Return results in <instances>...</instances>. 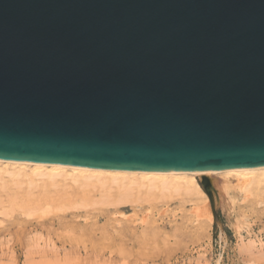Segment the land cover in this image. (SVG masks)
<instances>
[{
	"label": "water",
	"instance_id": "1",
	"mask_svg": "<svg viewBox=\"0 0 264 264\" xmlns=\"http://www.w3.org/2000/svg\"><path fill=\"white\" fill-rule=\"evenodd\" d=\"M0 158L264 165V0H0Z\"/></svg>",
	"mask_w": 264,
	"mask_h": 264
},
{
	"label": "rangeland",
	"instance_id": "2",
	"mask_svg": "<svg viewBox=\"0 0 264 264\" xmlns=\"http://www.w3.org/2000/svg\"><path fill=\"white\" fill-rule=\"evenodd\" d=\"M27 172L29 170L22 175L26 177ZM0 173V178H6V182L9 178L13 184L14 176L19 178L12 175L11 179L12 176L6 173L7 178L3 176L5 172ZM30 175L27 179L32 178V183L35 179L41 185H44L42 180L45 184L48 181L46 176ZM60 177L63 179V176ZM210 177L217 188L212 190L214 211L196 175L193 178L200 189H195L191 197L142 186L141 189L138 187L141 192L138 188L133 189L131 198L127 200H118V186L115 184L112 186L117 187L114 186V193H111V185L104 187L92 179L91 184L97 186L89 183L90 188L87 185V189L80 179L78 181L83 184L74 179L75 182L71 183L70 175L69 182L73 186L76 184L74 187L60 186L63 180L64 185L69 183L66 177L63 180L55 177L52 182L55 180L56 186H48L50 190L40 183L36 186V181L26 186L37 194L42 192V187L47 193L51 192L47 194L43 190L39 194L41 197L33 192L34 198L32 195L29 198V191L28 198L24 197L26 192L23 187L29 182L24 184L20 181L24 184H21L22 187L18 184L22 188L20 190L16 183L18 187L0 180V186L12 188L10 192L2 188L8 191L7 195L0 190L3 196L4 193L9 196V199L1 196L3 201L6 198L10 201L12 193H20V199L15 196L20 201L11 195L18 206L11 204L15 206L13 209L9 205L11 212L5 210L7 215L3 210L8 208V204L4 203L2 209L3 203L0 202V264H264V182L239 190L230 176L214 173ZM226 182H230L228 186ZM34 185L36 189H33ZM82 187L88 190L87 193L85 190L83 193ZM93 187L100 190L97 192ZM89 189L95 194H91ZM150 190L155 196L152 193L153 197L150 196ZM102 191L108 199L101 195ZM158 191L164 193H161L163 196ZM44 192V196L52 200L51 203L43 198ZM109 192L114 197H108ZM93 196L99 199L95 200ZM25 198L32 201L26 204ZM56 199L59 200L56 202ZM37 200H40L39 205Z\"/></svg>",
	"mask_w": 264,
	"mask_h": 264
},
{
	"label": "bare ground",
	"instance_id": "3",
	"mask_svg": "<svg viewBox=\"0 0 264 264\" xmlns=\"http://www.w3.org/2000/svg\"><path fill=\"white\" fill-rule=\"evenodd\" d=\"M27 170H29V173L27 172L26 173V177H24L22 174L23 173H25ZM0 172H2V174H3V176H5V177H7L8 178V174H9V176H12V175H18V177L20 178V176H23L22 178H18L17 179V176L15 177L14 176V180H15V182H14V184L11 182V180L8 178V182H6V178H0V180L2 181V180H5V182L4 183H7V184H9L10 182L12 183H10V185H14V186H16V187H18L19 185H21V184H23L22 182L20 183V181H23L24 182V184L26 183H28L27 185H24V191L26 192L25 193V195L24 194H22V195H24V197L26 196L27 198H28V194H27V192L29 193V198H30V196L31 197H33L34 195H33V192H35V190L33 191V192H31L32 191V189L31 190H29L30 189V186L29 187H26V186H28V185H33V183L36 181V183H35V185L37 184V185H39L38 183H40V185H41V182H38L37 183V180L35 179V181L32 183V181L30 182V180H32V178H29V180L27 179L29 176H27L28 174L30 175V176H38L39 175V177L40 176H46V179L48 180V181H46L47 183V185L45 184V182H44V180H42V182L44 183V185H45V188L46 189H48V190H50L49 188H47L48 186H51V187H55L56 185H55V180L52 182V180L53 179H55V177L57 178V179H61V180H63L64 179V177H66L67 178V180H66V178H65V183H66V181L67 182H69V180L71 181V183H74L75 181L74 180H76V181H78L79 179L84 183V184H86L85 186V188H87L88 186H89V188H90V184L92 183V179H95V181H97V182H99V183H101V185H104V187L105 186H107L108 187V185H113V184H115V185H117L118 186V200H127V199H129V198H131V192L133 191V189H136V188H138V187H140V189H141V187L142 186H146L147 188H159L160 190H162L163 192L164 191H175V192H178V194H183L184 196H186V197H191L192 195H194V193H195V189H200L199 188V184H198V182H197V180L195 179V178H193V176L194 175H196V176H198L199 177V179L201 180V177L202 176H209L210 177V175L211 174H214V173H220V174H222V175H225V176H227V177H232L233 178V180H235V183H234V185H235V187L236 188H245V186H249V185H255V186H257V185H259V183H262V182H264V165H259V166H252V167H240V168H231V169H222V170H182V171H143V170H125V169H109V168H95V167H87V166H79V165H68V164H61V163H45V162H33V161H21V160H10V159H3V158H0ZM6 173H7V175H6ZM1 174V173H0ZM21 174V175H20ZM70 175V179L68 178V176ZM1 176V175H0ZM60 176H63V179L60 177ZM48 177V178H47ZM59 177V178H58ZM72 177V178H71ZM11 179L13 178V176L12 177H10ZM24 178H26V180H28V181H26ZM36 178H38V177H36ZM43 178V177H42ZM210 178H212V177H210ZM19 180V182L17 181V180ZM40 179V180H39ZM38 180L39 181H41V178H39ZM50 179V180H49ZM56 179V180H57ZM74 179V180H73ZM214 179V178H213ZM223 179H225V178H223ZM61 180H59L60 182H61ZM58 181V180H57ZM58 181V183H60ZM64 181V180H63ZM63 181H62V185H61V183H60V186L61 187H65V186H67L68 185V188L69 187H71V186H73V184H71L70 182L67 184H63ZM73 181V182H72ZM225 181V180H224ZM3 182V181H2ZM50 182H52V183H50ZM79 182V181H78ZM81 182V183H82ZM96 182V183H97ZM211 182H212V186L214 187V189L215 190H217V188L214 186V184H213V181L211 180ZM215 182V181H214ZM4 183H3V185H4ZM15 183L18 185H15ZM31 183V184H30ZM49 183L51 184V185H49ZM80 183V182H79ZM78 183V185H80ZM82 183V184H83ZM88 183V184H87ZM90 183V184H89ZM98 183V184H99ZM216 183V182H215ZM224 183V182H223ZM227 183V182H226ZM230 183V182H229ZM229 183H227V186H228V184ZM1 184V183H0ZM2 185V184H1ZM23 185H21V187L23 186ZM32 186L33 187V189H36L35 187L37 186ZM43 185V184H42ZM41 185V186H42ZM43 185V186H44ZM58 185V184H57ZM76 185V184H75ZM74 185V186H75ZM77 185V189H80V187ZM88 185V186H87ZM94 185V184H93ZM92 184H91V186H93ZM96 186H97V184H95ZM94 185V186H95ZM101 185H99L100 186V188H101ZM114 185V186H115ZM217 185V184H216ZM221 185V184H220ZM232 185V184H231ZM7 187H8V185H6ZM59 186V185H58ZM57 186V187H58ZM60 186H59V188H60ZM73 186V187H74ZM82 186V185H81ZM95 186V187H96ZM112 186L113 188H112V190H110L111 188L109 187L108 189L110 190V192L111 193H114L113 192V189H115V187H117V186ZM233 186V185H232ZM7 187H5V186H0V190L3 188V189H9L8 191L10 192V189H12V188H7ZM9 187H11V186H9ZM56 187V189H58ZM95 187H93V189L94 190H96L95 189ZM221 187V186H220ZM14 189H19L20 188V186H19V188H15V187H13ZM83 188V187H82ZM85 188H83V193H84V190L86 191V189ZM144 188L145 187H143L142 189L144 190ZM2 189V191L4 192L5 190H3ZM13 189V190H14ZM22 188H20V190H21ZM27 189V190H26ZM42 189L43 190H45L46 191V193H47V190L46 189H44L43 187H42ZM55 189V188H54ZM55 189V190H56ZM88 189V188H87ZM104 189H106V188H103L102 190L104 191V192H106ZM139 189V188H138ZM139 189V190H140ZM220 190L222 189V188H219ZM6 190V191H7ZM13 190H11V193H12V191ZM43 190H42V192H43ZM53 190V189H52ZM89 190H92V189H89ZM94 190H92L90 193L91 194H93L94 192ZM97 190H98V188H97ZM96 190V191H97ZM100 190V189H99ZM98 190V191H99ZM148 190V189H147ZM156 190H158V189H156ZM240 190V189H239ZM5 191V193H6V195L8 194L7 192ZM19 191V190H18ZM54 191V190H53ZM88 191V190H87ZM87 191H86V193H87ZM97 191V192H98ZM102 191V192H103ZM149 191V190H148ZM147 191V192H148ZM202 191V190H201ZM221 191H223V190H221ZM13 192H15L16 193V191L14 190ZM22 192V191H21ZM42 192H39V194L40 193H42ZM50 192V191H49ZM49 192L47 193V194H49ZM103 192V193H104ZM110 192H109V194H110ZM140 192H141V190H140ZM139 191H138V193H139V195L142 197V194L140 193ZM156 192V191H155ZM159 192V191H158ZM2 193V192H1ZM0 193V199H1V196H2V198H5L4 196H6L5 195V193H4V196L2 195ZM30 193H32V194H30ZM46 193L44 192L43 193V198H45V200H47L48 202H50L51 203V201L52 200H49V197L48 198H46V196H44V194L46 195ZM51 193V192H50ZM101 193V192H100ZM101 193V195H105V197H106V194L104 193ZM150 194L152 193L151 192V190H150V192H149ZM160 193V192H159ZM162 193V192H161ZM160 193V194H161ZM199 193V192H198ZM17 194V193H16ZM35 194H37L36 192H35ZM39 194H37V195H39ZM95 194V193H94ZM152 194H154V193H152ZM152 194L150 195V196H152ZM162 194H164V193H162ZM161 194V195H162ZM169 194V193H168ZM176 194V193H175ZM178 194H176V195H178ZM11 195L12 196H14V198H15V196L16 197H18L19 199H20V197H19V195H20V193L18 192V196L17 195H14L13 193L12 194H10V201L8 200L9 199V196L6 198V200L8 201V202H10V204L5 200V201H3L2 199V201H0V202H2L3 203V205H2V209L5 207L4 206V203L5 204H8L6 207H8V208H4V210L3 211H8V210H10V211H8V212H11V209H10V206L9 205H11V204H14V205H16V201L14 202V200L16 199H18V198H13L12 199V197H11ZM36 195V196H37ZM41 195V194H40ZM39 195V197H41ZM138 195V196H139ZM143 195H145V194H143ZM48 196V195H47ZM100 196V195H99ZM108 197H114V195H107ZM147 196H149V195H146V197ZM154 196H155V194H154ZM163 196V195H162ZM199 196V195H198ZM38 197V196H37ZM39 197H38V199H39ZM94 197V196H93ZM145 196H143V198H144ZM153 197V196H152ZM27 198H25V201H26V199ZM34 198V197H33ZM43 198H41L40 200H41V202L42 203H44V199ZM51 198H53V197H50V199ZM58 198V197H57ZM64 198V197H63ZM82 198V197H81ZM90 198H92V195H90ZM89 198V199H90ZM104 198V197H103ZM107 198V197H106ZM18 199V200H19ZM32 199V198H31ZM85 199L87 200L88 198L87 197H85ZM89 199L87 200L89 203L91 202V199H90V201H89ZM94 199H95V197H94ZM97 199H99V197L97 198L96 197V199L95 200H97ZM108 199V198H107ZM135 199H136V197H135ZM30 200V199H29ZM28 200V201H29ZM40 200H39V202H40ZM59 200V199H58ZM57 199H56V202L58 201ZM62 200V198L60 199V201ZM106 200V199H105ZM20 201V200H19ZM28 201H26V204H27V202ZM32 200H30L29 202H31ZM92 201H93V199H92ZM100 201V200H99ZM99 201H96V202H99ZM114 201V199L112 200V202ZM7 202V203H6ZM37 202H38V200H37ZM37 202H35V203H37ZM39 202L37 203L38 205H39ZM47 202V203H48ZM86 202V201H85ZM103 202V201H102ZM21 203V202H20ZM19 203V204H20ZM34 203V202H33ZM55 203V202H54ZM1 204V203H0ZM14 205H11V207H13V209L15 208V206ZM29 205H32V204H29ZM1 206V205H0ZM16 206H18V204L16 205ZM23 206V205H22ZM36 206V205H35ZM20 208V207H19ZM36 208V207H35ZM22 209V208H21ZM202 210L204 211L205 210V208H202ZM5 211V212H6ZM3 213V212H2ZM193 213V212H192ZM6 215H7V212H6ZM135 222H136V220H135ZM142 223V222H141ZM137 225H138V223H137ZM143 226V225H142ZM141 230V229H140Z\"/></svg>",
	"mask_w": 264,
	"mask_h": 264
}]
</instances>
